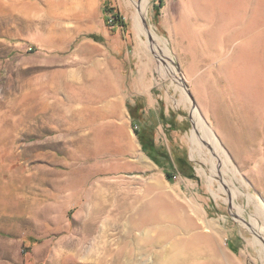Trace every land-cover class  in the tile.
<instances>
[{
    "label": "rangeland",
    "instance_id": "rangeland-1",
    "mask_svg": "<svg viewBox=\"0 0 264 264\" xmlns=\"http://www.w3.org/2000/svg\"><path fill=\"white\" fill-rule=\"evenodd\" d=\"M135 1L0 0V264H91L123 243L133 264H157L154 253L197 231L214 235L217 258L200 256L209 264H264V99L251 64L264 76V0H148L145 32ZM130 71L175 88L196 179L132 173L112 150L132 135L121 99ZM102 90L108 101L87 98ZM114 96L111 117L102 109ZM88 107L101 110L93 123ZM148 202L174 237L127 233Z\"/></svg>",
    "mask_w": 264,
    "mask_h": 264
},
{
    "label": "crops",
    "instance_id": "crops-1",
    "mask_svg": "<svg viewBox=\"0 0 264 264\" xmlns=\"http://www.w3.org/2000/svg\"><path fill=\"white\" fill-rule=\"evenodd\" d=\"M124 75L128 76V84L122 92L121 99L125 106V113L129 118L132 135H130V142L126 147H121L120 151L112 147V150L128 155L124 165L132 173L149 172L156 174L158 178L160 175L166 177V171H170L186 178L196 179L197 175L190 158V149L186 146L185 139L182 140L183 135L187 132V123L183 121V117L179 118L180 115L172 106L176 100L175 88L170 84H166L164 87L156 86L153 79H148L145 73L130 71ZM110 93L104 90L94 91V93L90 91L87 98L106 102L110 98ZM112 102H115L113 105H118L117 110L112 109L113 105L102 109L105 111H103L104 114L111 117L120 113L118 96H114ZM86 109L88 111L85 112L84 120L88 118L86 119L88 123L95 122V117L100 114L101 110L92 107ZM78 112L73 111V116H77ZM67 120L73 124L78 123L75 118ZM109 126V129L114 127L110 124ZM104 127L106 126L92 127L90 139H98L97 132ZM112 133H114V129H112ZM186 137L191 142L190 133H187ZM178 158L183 162H180ZM188 174L192 176H188ZM166 179L171 181L167 177Z\"/></svg>",
    "mask_w": 264,
    "mask_h": 264
},
{
    "label": "bare ground",
    "instance_id": "bare-ground-1",
    "mask_svg": "<svg viewBox=\"0 0 264 264\" xmlns=\"http://www.w3.org/2000/svg\"><path fill=\"white\" fill-rule=\"evenodd\" d=\"M148 0H141V1H135L133 2L135 5V14L133 16L134 20V26L139 31H144L143 25H142V18L146 10ZM29 7V6H28ZM252 17V15H251ZM245 27V26H244ZM243 27V28H244ZM249 36L252 35V32H250V26H247ZM145 32V31H144ZM146 33H149L151 37H156V35L152 31H147ZM245 38V37H244ZM260 59H257V57H253L251 59V64H253L254 67V73L258 75L257 79L261 82V97L264 99V76L262 73V69L260 70ZM171 69V68H170ZM260 90V89H259ZM264 101V100H263ZM258 107V106H257ZM10 112V111H9ZM264 112V111H262ZM84 116V112H81ZM12 117V116H11ZM85 117V116H84ZM198 123V122H197ZM118 130V129H117ZM117 133V132H115ZM119 134V133H118ZM191 139L195 141V131H192ZM117 135V134H116ZM226 135V140H230V135ZM264 136V135H263ZM96 145V144H95ZM106 147H113L109 141L105 142ZM82 147V146H81ZM99 149H96L94 152L97 153ZM142 160V159H141ZM144 161V159L142 160ZM94 170L99 169V166L96 165L93 167ZM90 172V168H83L79 172L82 174H85L86 172ZM189 219V226H186L188 228L197 229L198 225L196 222H193V219L191 217H188ZM159 220L157 219L154 209L152 208L151 203H147L140 207L139 210L136 211L135 215H132L129 218V227L127 229V233L131 236L132 230H146L154 229L155 235H152L150 232L144 233L143 236L136 238V240H140V242H150L151 244L158 243L160 241L166 240L168 238H172L177 233V228L168 229L167 227L158 225L154 226L155 223H157ZM198 240L200 242V248L197 247H189L190 241ZM214 235L213 233H205V232H193L192 233V239L184 240L182 238L175 237L173 239V244L170 249H167L168 253L165 255H162L161 252L154 253V257L156 258L157 264H209V260H214L217 258L214 251ZM202 244V245H201ZM185 247L191 248L190 250H185ZM203 253H207L208 255H211L208 259H200V256ZM216 257V258H215ZM135 259V254L133 252V249L128 246L127 243H123V245H120L118 249L109 251H102L99 253L98 256L94 257L92 259L91 264H133V261Z\"/></svg>",
    "mask_w": 264,
    "mask_h": 264
},
{
    "label": "trees",
    "instance_id": "trees-1",
    "mask_svg": "<svg viewBox=\"0 0 264 264\" xmlns=\"http://www.w3.org/2000/svg\"><path fill=\"white\" fill-rule=\"evenodd\" d=\"M116 19L121 20L120 17H118L117 15H116ZM123 25H124V23H123ZM178 160H179L180 162H183V160L180 159V158H178ZM165 174H166V177H167L169 180H171L172 178L175 177V175H177V173H171L170 171H166ZM188 176H192V175H191V174H188Z\"/></svg>",
    "mask_w": 264,
    "mask_h": 264
}]
</instances>
